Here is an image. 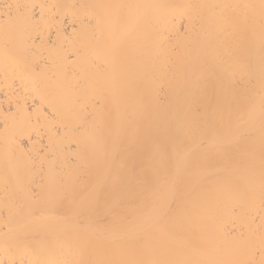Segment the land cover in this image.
Listing matches in <instances>:
<instances>
[{
	"label": "bare ground",
	"instance_id": "1",
	"mask_svg": "<svg viewBox=\"0 0 264 264\" xmlns=\"http://www.w3.org/2000/svg\"><path fill=\"white\" fill-rule=\"evenodd\" d=\"M261 2L0 0V264H258Z\"/></svg>",
	"mask_w": 264,
	"mask_h": 264
},
{
	"label": "snow or ice",
	"instance_id": "2",
	"mask_svg": "<svg viewBox=\"0 0 264 264\" xmlns=\"http://www.w3.org/2000/svg\"><path fill=\"white\" fill-rule=\"evenodd\" d=\"M28 6L21 4H8L7 8L9 11L6 13L7 19L5 20V26L9 25H21L28 23L27 18L24 16L23 9ZM261 14L264 16V0H262ZM15 10V15H13L12 10ZM42 164V161H41ZM261 197L262 203H264V173H262L261 178ZM141 249L144 245H139ZM9 264H17L16 261H10ZM19 264H25V261L21 260ZM27 264H55L54 261H29ZM84 264H210V262L201 261L195 258H170L168 254H159L152 258H136V259H121V260H107V261H97V262H84ZM240 264H257L255 260H246L240 262ZM258 264H264V246L261 248V259Z\"/></svg>",
	"mask_w": 264,
	"mask_h": 264
}]
</instances>
